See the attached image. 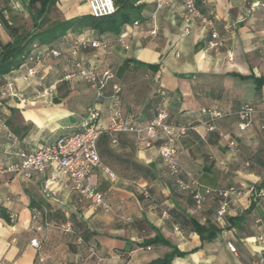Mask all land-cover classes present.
Returning a JSON list of instances; mask_svg holds the SVG:
<instances>
[{
  "label": "crops",
  "instance_id": "0c3cea01",
  "mask_svg": "<svg viewBox=\"0 0 264 264\" xmlns=\"http://www.w3.org/2000/svg\"><path fill=\"white\" fill-rule=\"evenodd\" d=\"M29 1L0 0V49L32 30ZM87 1L58 0L48 18L89 16ZM195 4L211 26L194 18L190 33L182 35L180 0H136L132 24L115 32L86 28L46 45L33 43L20 66L0 77V169L18 163L20 153L81 132L89 110L95 109L104 132L96 143L100 166L93 182L109 206L95 207L59 183L47 182L50 171L28 178L0 174V207L11 218V224L0 218V264H149L171 252L161 244L141 247L156 237L184 254L169 264H250L264 256V238L257 240L264 233V197L250 191L264 193L262 116H253L240 131L235 115L242 105L264 104V85L257 90L253 80L264 79V0ZM212 32L221 46L209 47ZM80 36L106 47H87L72 56L73 41ZM48 49L62 57L46 55L36 66L34 58ZM75 59L97 73H111L104 99L96 101L78 77L63 80L76 72ZM33 67L35 75L23 81ZM113 86L120 88L118 95L113 96ZM202 110L226 116L210 122ZM160 111L166 124L187 128L175 141L185 182L189 173L199 191L228 186L243 191L221 221L215 217L218 197L212 194L197 209L191 193L178 189L168 175L158 156L163 133L146 147L142 133L106 130L114 112L142 130ZM192 223L218 233L202 242ZM66 224L72 233L56 228ZM33 239L39 248L30 245ZM89 247L99 260L90 256Z\"/></svg>",
  "mask_w": 264,
  "mask_h": 264
},
{
  "label": "built area",
  "instance_id": "2783aa9c",
  "mask_svg": "<svg viewBox=\"0 0 264 264\" xmlns=\"http://www.w3.org/2000/svg\"><path fill=\"white\" fill-rule=\"evenodd\" d=\"M184 13L182 15V35H188L191 31V23L194 18H198L203 25L211 26V20L202 16L195 4V0H180ZM89 16L95 19L107 17L115 13V5L113 0H88L87 1ZM135 25L137 23H134ZM1 26V21H0ZM154 31L152 32V34ZM222 43L218 40L215 32L211 33V41L209 47L214 48L221 46ZM72 56H75L78 50H83L87 47L92 49L105 48V43L92 40L87 36H80L73 41ZM53 58L62 57V53L55 49H48L34 58L37 65H40L44 56ZM74 66L76 72L72 75H67L63 80H70L73 77L80 78L94 92L95 100L100 101L105 98L104 89L113 76L110 72L97 73L92 68L88 67L82 59H75ZM35 75V67L29 69L27 74L22 77L23 81H28L29 78ZM113 96L118 95L120 88L112 87ZM161 95H164L161 93ZM203 114L208 115L209 121L223 118V115L217 111L202 110ZM240 131H244L255 115H261L262 121L260 129L264 131V104L260 108H255L250 105H242L235 113ZM97 112L95 109L89 110L88 118L82 124V131L70 136L61 137L54 143L38 149L32 153H20L19 162L8 165L0 169V174H19L22 177L28 178L32 173L44 174L50 171V176L47 182H57L59 185L71 192L78 193L81 197L89 200L95 207H101L103 210H108L109 206L104 202L103 196L99 193L93 182V171L100 166V159L97 152V139L104 132V129L96 124ZM167 116L164 112L157 113L155 119L142 130L134 129L129 125V122L121 117L118 112H114L112 119L106 130L110 132H136L142 133V143L146 147H150L153 140H156L159 133L164 135V143L158 149V156L164 163L168 175L173 179L176 187L181 191H189L192 196L193 203L197 209H200L208 197L214 194L220 199L219 207L216 211V221H221L228 213L229 204L233 198H240L243 191L234 186H228L219 190H211L204 188L199 191L196 181L188 173L189 182H185L181 177L182 167L177 157L175 149V141L178 137L183 136L187 132L186 127L171 126L165 123ZM208 131H213L212 125L208 126ZM230 147L234 146L232 141H229ZM47 189V184L44 185ZM250 191L260 197H264L262 191L251 188ZM63 233H72V226L69 224L57 226ZM37 230H40L38 228ZM264 233L257 240L262 241ZM30 245L34 248H39L40 243L36 239L30 241ZM91 257L98 259V255L93 247L88 248ZM99 260V259H98ZM250 264H264V256L254 259Z\"/></svg>",
  "mask_w": 264,
  "mask_h": 264
},
{
  "label": "trees",
  "instance_id": "16d2710c",
  "mask_svg": "<svg viewBox=\"0 0 264 264\" xmlns=\"http://www.w3.org/2000/svg\"><path fill=\"white\" fill-rule=\"evenodd\" d=\"M57 1L58 0L29 1V8L34 14L32 30L30 32L24 31L17 34L10 43H7L0 49V77L20 66L33 43L46 45L65 35L67 32L80 33L86 28H91L99 32H115L125 24H132L136 17L132 5L136 0H113L115 5V13L113 15L99 19L84 16L68 21H50L48 14L54 8ZM253 80L257 90L264 85V79L254 78ZM0 218L7 224H11V218L6 209L2 207H0ZM192 225L195 233L202 242L211 241L218 233V230L214 229L212 226L203 227L197 223H192ZM153 244L167 246L171 249V252L166 254L162 260L152 261L149 264H169L174 257L184 256L183 253L179 252L174 246L161 237H156L153 240L144 242L141 244V247Z\"/></svg>",
  "mask_w": 264,
  "mask_h": 264
}]
</instances>
